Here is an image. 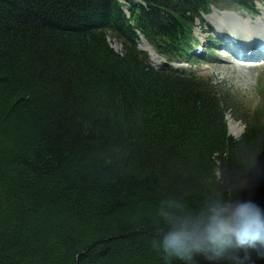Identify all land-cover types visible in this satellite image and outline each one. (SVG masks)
Listing matches in <instances>:
<instances>
[{
	"label": "trees",
	"instance_id": "trees-1",
	"mask_svg": "<svg viewBox=\"0 0 264 264\" xmlns=\"http://www.w3.org/2000/svg\"><path fill=\"white\" fill-rule=\"evenodd\" d=\"M122 1L0 0V264H165L160 199L197 200L217 170L243 178L249 149L264 162V86L246 109L137 46L140 34L167 62L193 61L194 20L253 0ZM246 175L264 202V176Z\"/></svg>",
	"mask_w": 264,
	"mask_h": 264
},
{
	"label": "clouds",
	"instance_id": "clouds-1",
	"mask_svg": "<svg viewBox=\"0 0 264 264\" xmlns=\"http://www.w3.org/2000/svg\"><path fill=\"white\" fill-rule=\"evenodd\" d=\"M240 167L245 175L231 182H222L217 170L216 180L195 201L160 199L151 223L165 264H256L248 250L264 249V202L256 198L257 182L246 174L264 176L258 150H247Z\"/></svg>",
	"mask_w": 264,
	"mask_h": 264
},
{
	"label": "rangeland",
	"instance_id": "rangeland-1",
	"mask_svg": "<svg viewBox=\"0 0 264 264\" xmlns=\"http://www.w3.org/2000/svg\"><path fill=\"white\" fill-rule=\"evenodd\" d=\"M120 2L126 5L122 0H120ZM253 4L255 12L245 11L237 5L224 3V8L215 6L210 9L208 14L194 22L193 35L195 43H201L205 45L206 48L207 45L210 44V46H214L213 50H207V54H205L203 58L204 60H199L195 62L194 65L185 62L173 63V66L179 69L185 68L195 74L209 77L217 85L228 88L243 102L245 105L244 108L246 109H251L257 103L259 91L261 87L264 86V60L257 62H237L231 55L227 54L226 50L219 47L218 42H220L221 45L226 44L221 40L215 42L214 37L216 35L224 37L225 34H229L230 36H242L243 41H245V34L250 30L256 34L257 38L262 36L264 32V0H254ZM126 10L127 7L124 6L123 11L125 14H127ZM220 25L225 27V33L220 30ZM208 26H211L214 31H209ZM107 41L112 48L116 51H120V43H118L115 38L107 36ZM145 48L153 55L149 47ZM218 57H222L221 60L223 63L220 65L216 64L217 61H215ZM164 61L165 60L162 58L159 65ZM250 63H259L261 65L257 64L258 66H251L248 68V64ZM171 64L172 63H170V65ZM226 118L227 129L231 135L236 132L240 133L241 129L243 132L242 122L235 120L230 115H227Z\"/></svg>",
	"mask_w": 264,
	"mask_h": 264
},
{
	"label": "bare ground",
	"instance_id": "bare-ground-1",
	"mask_svg": "<svg viewBox=\"0 0 264 264\" xmlns=\"http://www.w3.org/2000/svg\"><path fill=\"white\" fill-rule=\"evenodd\" d=\"M244 27H245V25H244ZM208 30H210V31H214V29L211 27V26H208ZM220 30L222 31V32H226V29H225V27L222 25H220ZM241 32V31H240ZM138 45L140 46V48L141 49H143L147 54H148V56L150 57V60L152 61V63H154V64H158L161 60H162V58L155 52V50L147 43V41L145 40V38L143 37V36H140V42L138 43ZM145 47H149L150 49V51L153 53V55H151L150 53H149V51L145 48ZM215 61H217V63L216 64H218V65H220L221 63H223L222 62V60H220V59H216ZM261 65V64H259V63H254V64H252V63H250V64H248V68L249 67H251V66H258V65ZM239 68V67H238ZM241 132H242V129H241ZM240 132V133H241ZM240 133L239 132H236V133H232L235 137H237V136H239L240 135Z\"/></svg>",
	"mask_w": 264,
	"mask_h": 264
}]
</instances>
